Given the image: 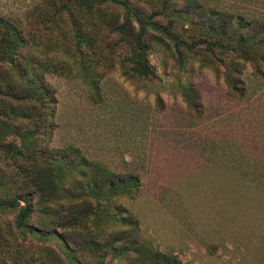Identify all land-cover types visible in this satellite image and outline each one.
<instances>
[{
	"label": "rangeland",
	"instance_id": "rangeland-1",
	"mask_svg": "<svg viewBox=\"0 0 264 264\" xmlns=\"http://www.w3.org/2000/svg\"><path fill=\"white\" fill-rule=\"evenodd\" d=\"M106 1L99 5L102 12L124 20L126 8ZM128 1L144 12L151 9L150 0ZM238 1L200 0L233 10ZM176 3L183 6L184 0ZM107 17L98 9L77 11L73 0H0V18L20 29L24 41L19 66L0 59V84L22 97L14 102L23 107L49 108L50 130L39 134V142L47 153L60 150L68 158L57 155L56 195L40 204L34 195L28 224L81 233L77 241L90 243L76 248L81 263H99L105 253L101 264H156L151 255L159 252L170 256L167 264H264V198L249 183L252 162L264 161V139L256 136L264 134V79L254 80L246 65L254 93L236 102L218 62L196 56L180 66L149 39L156 77L127 76L132 38L113 30ZM0 33L15 41L9 29ZM54 62L63 65L61 71L46 70ZM186 86L198 94L191 97L200 106L188 105ZM19 121L24 120L0 115L2 200L21 185L8 145L19 144L12 127ZM89 161L136 174L133 196L118 183L88 190ZM83 199L86 212L104 209L110 218L63 226L64 206ZM15 216V210L0 208V264H70L55 261L64 259L61 237L24 238Z\"/></svg>",
	"mask_w": 264,
	"mask_h": 264
},
{
	"label": "trees",
	"instance_id": "trees-1",
	"mask_svg": "<svg viewBox=\"0 0 264 264\" xmlns=\"http://www.w3.org/2000/svg\"><path fill=\"white\" fill-rule=\"evenodd\" d=\"M105 2L107 1L73 0V5L77 11L86 14L98 9L102 15L108 16V22L113 30L117 33H127L132 38L124 71L127 76L141 79L156 77L154 67L148 59L149 39L168 50L180 66L196 56L205 62H209L208 60L218 62L222 67L221 72L226 82L227 92L236 102L244 103L254 93V88H251L245 77L246 65L251 68L254 80L264 79V0H239V3H233V6L236 5L234 10L205 6L200 0H184L183 6H179L176 0H150L147 3L151 8L150 11L147 10L149 13L133 6L128 0H112L113 3L126 8L127 15L121 22L118 14L102 12L103 8L99 5ZM250 2L253 4H249ZM2 28L4 31L6 28L9 29L10 36L15 41L0 33V36L9 38V40L0 38V48H2L0 59H6L11 67H17L22 63L19 58V49L24 42L22 37L18 36L20 29L13 27V24L6 19L0 18V31ZM93 54L96 55L95 52ZM95 59L100 62L101 57L97 56ZM48 64L52 65H46V67L52 69L47 68V71H61L63 66L55 62ZM42 91L48 99L53 98L48 88H43ZM182 91L188 105L189 101L199 104L191 97L192 93L199 97L196 92H192V87L186 86ZM20 98L22 97L4 90L0 84V115L24 120L12 126L19 138L20 146L13 141L8 142L11 156L16 161V174L21 176V185H19L21 189L19 188L15 194L10 193L6 199H0V208L16 211L15 227L24 238L61 237L62 246H58L64 254V259L56 256L55 261L66 259L70 264H87L76 259V251H78L76 248H85L87 244L90 248V243L77 241L81 233L71 230L59 232L57 227L53 226L41 231L34 225L28 224V219L33 212L31 201L34 195L41 199L40 202L36 201L37 204L49 201L56 195L58 184L54 165L60 157L62 159L64 153L60 150L56 153H47L39 142V134L45 133L51 126V121L48 119L49 108L40 110L36 104L23 107L14 102ZM24 113L28 115H23ZM256 136L264 139L262 133H257ZM64 158L68 159L65 156ZM89 165L92 168V174L89 181L84 183L88 190L101 191L118 183L127 194L133 196L132 192L137 188L138 181L136 174L115 172L92 161H89ZM251 165L252 175L249 183L264 198V161L256 159ZM88 206L86 199L69 202L64 206L66 213L61 215L62 225L65 227L71 224L79 225L83 221L86 223L90 219L101 218L104 215L110 218L108 211L104 209L93 210L91 214L86 212ZM54 220L53 217L50 225H53ZM89 234L92 232L89 231ZM91 243L98 247L97 243ZM105 244L108 242H102L100 245ZM160 254L154 252L151 255L152 261L156 264H167L171 259L170 256ZM100 255V262L96 264H101L105 257V253Z\"/></svg>",
	"mask_w": 264,
	"mask_h": 264
}]
</instances>
